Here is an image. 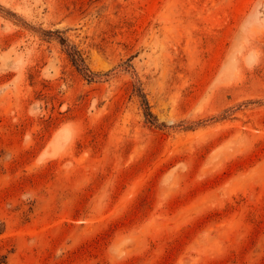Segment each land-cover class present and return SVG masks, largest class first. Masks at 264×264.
Here are the masks:
<instances>
[{"label":"rangeland","instance_id":"1","mask_svg":"<svg viewBox=\"0 0 264 264\" xmlns=\"http://www.w3.org/2000/svg\"><path fill=\"white\" fill-rule=\"evenodd\" d=\"M0 264H264V0H0Z\"/></svg>","mask_w":264,"mask_h":264},{"label":"trees","instance_id":"2","mask_svg":"<svg viewBox=\"0 0 264 264\" xmlns=\"http://www.w3.org/2000/svg\"><path fill=\"white\" fill-rule=\"evenodd\" d=\"M71 56H72L73 61L75 62V65L77 66L78 70L81 73H83L86 77L91 79L92 73L89 71L88 68L83 66L84 60H83L81 54L78 51H75L73 53V55H71ZM143 102H144V104L148 105L145 100H143ZM148 115H151V113L148 112Z\"/></svg>","mask_w":264,"mask_h":264}]
</instances>
